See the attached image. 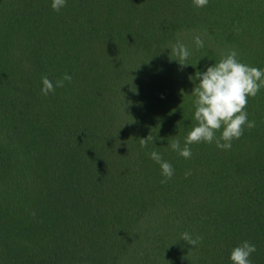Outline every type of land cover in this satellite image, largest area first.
I'll list each match as a JSON object with an SVG mask.
<instances>
[{
    "label": "trees",
    "instance_id": "obj_1",
    "mask_svg": "<svg viewBox=\"0 0 264 264\" xmlns=\"http://www.w3.org/2000/svg\"><path fill=\"white\" fill-rule=\"evenodd\" d=\"M50 5L0 0V264H231L244 240L264 264V89L230 149L194 143L184 159L167 147L196 123L197 69L231 50L264 68V0ZM177 41L191 51L182 69ZM65 73L41 94L42 76ZM155 137L174 169L163 183Z\"/></svg>",
    "mask_w": 264,
    "mask_h": 264
},
{
    "label": "clouds",
    "instance_id": "obj_2",
    "mask_svg": "<svg viewBox=\"0 0 264 264\" xmlns=\"http://www.w3.org/2000/svg\"><path fill=\"white\" fill-rule=\"evenodd\" d=\"M67 3V0H51V8L59 11ZM197 8L205 7L208 0H192ZM192 43L196 49L204 47V40L200 35L192 38ZM169 49V48H165ZM172 55L178 66L182 69L190 66L186 63L191 55L187 44L177 41L171 46ZM72 76L65 73L54 82L48 76L41 77V94L53 93L56 88L64 86L65 82H70ZM190 81H195L191 94L193 120L196 122L191 130L184 137L183 143L179 139L172 140L167 144L178 156L188 159L192 152L190 145L194 143H214L217 149L228 150L232 147V141L239 139L244 129L255 127V121L248 118L245 106L249 97H255L257 93L264 89V68H257L242 63L237 59L235 50L229 51L219 61L207 66L203 71L197 69L193 75L189 76ZM219 131V136L216 135ZM151 138L153 150L148 153L149 158L159 165L162 183L166 182L174 175L172 164L163 159L160 152L156 151ZM149 137L140 139L141 147H146ZM180 240L185 241L192 247L198 246L202 237L193 236L185 231L181 233ZM256 251L254 244L247 240L232 248L228 259L231 264H252L251 254Z\"/></svg>",
    "mask_w": 264,
    "mask_h": 264
}]
</instances>
